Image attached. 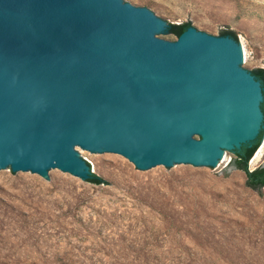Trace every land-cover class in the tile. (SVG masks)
Segmentation results:
<instances>
[{
  "label": "water",
  "instance_id": "water-1",
  "mask_svg": "<svg viewBox=\"0 0 264 264\" xmlns=\"http://www.w3.org/2000/svg\"><path fill=\"white\" fill-rule=\"evenodd\" d=\"M163 28L127 0H0V175L87 181L78 149L216 167L253 144L264 95L240 41Z\"/></svg>",
  "mask_w": 264,
  "mask_h": 264
},
{
  "label": "rangeland",
  "instance_id": "rangeland-1",
  "mask_svg": "<svg viewBox=\"0 0 264 264\" xmlns=\"http://www.w3.org/2000/svg\"><path fill=\"white\" fill-rule=\"evenodd\" d=\"M127 1L150 10L174 42L171 24L232 31L243 69H264V0ZM78 151L105 184L0 175V264H264V189L247 188L233 153L216 167L143 170L119 154ZM250 162L262 167L264 152Z\"/></svg>",
  "mask_w": 264,
  "mask_h": 264
},
{
  "label": "trees",
  "instance_id": "trees-1",
  "mask_svg": "<svg viewBox=\"0 0 264 264\" xmlns=\"http://www.w3.org/2000/svg\"><path fill=\"white\" fill-rule=\"evenodd\" d=\"M192 27L190 23L182 24H171L168 27V33L180 37L188 28ZM221 36H229L233 38L236 42L238 41L237 35L232 31H225L221 33ZM250 73L261 83L264 95V69L257 68L250 70ZM261 109L264 113V101L261 104ZM264 136V131L262 130L257 140L251 145H244L240 150H235L231 153L234 154V159L232 160V165L239 171H242L246 175V186L253 191H261L264 189V168L259 167L255 170H249V162L255 155L257 149L261 145ZM90 166V165H89ZM94 185L105 184V180L100 176L92 174L87 180Z\"/></svg>",
  "mask_w": 264,
  "mask_h": 264
},
{
  "label": "bare ground",
  "instance_id": "bare-ground-1",
  "mask_svg": "<svg viewBox=\"0 0 264 264\" xmlns=\"http://www.w3.org/2000/svg\"><path fill=\"white\" fill-rule=\"evenodd\" d=\"M264 152V143L260 149L256 152L254 157L252 158L250 165L251 167H254L261 159L262 153Z\"/></svg>",
  "mask_w": 264,
  "mask_h": 264
},
{
  "label": "built area",
  "instance_id": "built-area-1",
  "mask_svg": "<svg viewBox=\"0 0 264 264\" xmlns=\"http://www.w3.org/2000/svg\"><path fill=\"white\" fill-rule=\"evenodd\" d=\"M86 160V159H85ZM86 162H88L87 160H86ZM89 163V162H88ZM90 164V163H89Z\"/></svg>",
  "mask_w": 264,
  "mask_h": 264
}]
</instances>
